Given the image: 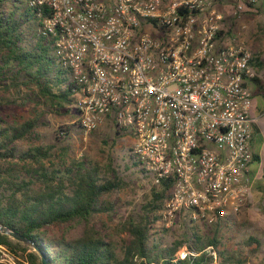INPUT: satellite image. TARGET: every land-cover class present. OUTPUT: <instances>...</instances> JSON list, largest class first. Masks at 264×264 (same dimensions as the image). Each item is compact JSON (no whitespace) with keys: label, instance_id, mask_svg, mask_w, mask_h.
Masks as SVG:
<instances>
[{"label":"built area","instance_id":"obj_1","mask_svg":"<svg viewBox=\"0 0 264 264\" xmlns=\"http://www.w3.org/2000/svg\"><path fill=\"white\" fill-rule=\"evenodd\" d=\"M258 1L29 0L78 87L82 130L133 136L139 170L171 183L166 225L225 228L252 196L254 55L223 41L220 6L237 16Z\"/></svg>","mask_w":264,"mask_h":264},{"label":"trees","instance_id":"obj_2","mask_svg":"<svg viewBox=\"0 0 264 264\" xmlns=\"http://www.w3.org/2000/svg\"><path fill=\"white\" fill-rule=\"evenodd\" d=\"M41 21L29 0H0V222L37 243L49 264H250L246 251L260 243L255 236L230 247L218 227L202 233L198 222L188 220L185 236L164 240L161 232L168 229L160 230L157 223L164 219L168 181L152 185L140 210L121 222L122 253L98 229L70 235L76 223L112 216L113 196L124 181L112 161L103 165L71 155L68 140L81 128L78 87L55 55L54 40L43 32ZM253 81L264 89L259 76ZM28 102L35 104V112L20 120L12 107ZM47 113L72 118L56 128L54 142H43L40 130L48 125ZM115 131L117 137L123 135L119 128ZM125 151L132 154L131 147ZM253 160L260 161L258 153ZM132 161L131 156L125 161L127 168ZM256 188L264 196V184ZM0 245L20 264H42L36 250L1 232Z\"/></svg>","mask_w":264,"mask_h":264},{"label":"rangeland","instance_id":"obj_3","mask_svg":"<svg viewBox=\"0 0 264 264\" xmlns=\"http://www.w3.org/2000/svg\"><path fill=\"white\" fill-rule=\"evenodd\" d=\"M230 5V3H228ZM225 19L223 20V29L225 30L224 42L227 44H242L249 49L257 50V44L260 46L258 54L264 56V0H259L253 7H246L245 11H242L237 16L233 15L232 7L225 11L224 5H221ZM234 16V17H233ZM257 53L253 52L254 55ZM255 71V69H254ZM259 75L264 78V66L257 68ZM249 86L253 91L256 90L254 82L249 83ZM14 115L20 120L31 117L35 112V104L28 102L26 105H14L12 107ZM48 120L47 126L41 127L43 134V142L55 141V130L62 123H71L72 118L69 115L57 116L50 113L45 115ZM115 139L117 142H114ZM72 147L71 155L82 157L87 156L92 160H98L103 165L112 161V165L117 170V174L124 181L122 189L115 193L113 199L116 204V212L112 216L101 215L88 222L76 223L70 230V235L82 234L87 230L98 229L101 234L112 239L115 242L117 250L122 253V245L124 244L125 234L121 233L119 228L121 222L125 220L131 212H138L141 205L145 203L148 195L152 189L151 180L152 177L148 174L142 173V163L140 158L135 154H128L125 150L130 145L135 144L137 141L133 136L123 134L119 137L116 136L114 125L106 124L100 126L98 129L91 132H85L81 128L76 129L71 139L68 140ZM24 145V144H23ZM24 146H27L26 144ZM125 151V152H124ZM112 156L110 160L109 156ZM130 156L133 158L134 163H130V167H126V162L129 161ZM125 160H124V159ZM126 161V162H125ZM264 175V169L262 170ZM263 175L257 178L256 185L264 184ZM252 189V196L249 201L242 207L240 213L235 220L225 228H218L221 236L230 247H235L237 243H243L249 236H257L256 228L252 227L250 207L253 202V197L256 191L262 192L260 188ZM255 189V190H254ZM255 201V200H254ZM261 212V210H260ZM189 221L179 214L169 225H166V221H159L157 223L160 230L164 227L168 230H162V234L165 236L164 240L167 242L173 241L176 237H183L186 233V226ZM199 228L202 233H206L215 229L199 223ZM59 228H56L57 231ZM259 244H253L247 246V255L250 264H261L264 262V231L261 232L259 237ZM255 251H253V249ZM186 253V248L183 247L180 250L181 256ZM0 262H6L7 264H20L15 257H8L0 251Z\"/></svg>","mask_w":264,"mask_h":264},{"label":"crops","instance_id":"obj_4","mask_svg":"<svg viewBox=\"0 0 264 264\" xmlns=\"http://www.w3.org/2000/svg\"><path fill=\"white\" fill-rule=\"evenodd\" d=\"M224 7H225V11H227V9H229V4L228 5L226 4ZM258 51H260V46L257 44V50H254L253 52L257 53ZM254 56L256 60L252 62L253 68L255 69L256 75L260 77L264 85V78H262L257 71V68H261V66H264V56L258 53ZM255 86H256V90L253 91V103H252V108H251V114L253 118L255 119L252 146H253L254 153L259 154L260 161L253 160L250 165V174L253 171L255 173L252 177L253 188H254V184L258 180L257 178H260L263 175L262 170L264 169V89H260L259 86L256 84ZM253 199L255 201L253 200L251 207H250V214H251V221H252L251 224H252V227L256 228V232H257L256 237H259L261 232L264 231L263 192L256 191Z\"/></svg>","mask_w":264,"mask_h":264},{"label":"water","instance_id":"obj_5","mask_svg":"<svg viewBox=\"0 0 264 264\" xmlns=\"http://www.w3.org/2000/svg\"><path fill=\"white\" fill-rule=\"evenodd\" d=\"M0 232L3 234H7L11 238L16 239L22 242L23 244L32 247L34 250H36L40 254L42 264H49L47 254L38 246L37 243H35L33 240H31L27 236L22 235L19 232H16L10 229L8 226L4 225L1 222H0Z\"/></svg>","mask_w":264,"mask_h":264}]
</instances>
